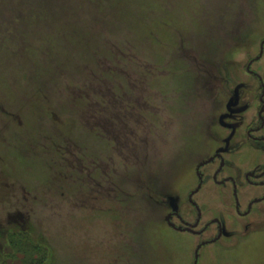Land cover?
<instances>
[{
    "label": "rangeland",
    "instance_id": "rangeland-1",
    "mask_svg": "<svg viewBox=\"0 0 264 264\" xmlns=\"http://www.w3.org/2000/svg\"><path fill=\"white\" fill-rule=\"evenodd\" d=\"M263 37L264 0H0V264L32 263L16 232L43 264L189 262L164 219L213 144L201 90ZM220 258L264 264V236Z\"/></svg>",
    "mask_w": 264,
    "mask_h": 264
},
{
    "label": "flooded vegetation",
    "instance_id": "flooded-vegetation-1",
    "mask_svg": "<svg viewBox=\"0 0 264 264\" xmlns=\"http://www.w3.org/2000/svg\"><path fill=\"white\" fill-rule=\"evenodd\" d=\"M239 76L224 87L209 83L201 90L208 103L203 137L213 144L204 146L206 156L194 165L195 183L185 204L175 197L164 219L169 230L193 242L186 264H203L211 252L224 262L228 253L264 236V37L255 55L245 57ZM198 92L192 89V99ZM71 158L81 165L74 154ZM64 162L72 164L65 157ZM211 202L214 206L207 207ZM13 234H24L32 243L28 234ZM37 245L40 254L46 251ZM13 256L19 261L25 257L18 252Z\"/></svg>",
    "mask_w": 264,
    "mask_h": 264
},
{
    "label": "trees",
    "instance_id": "trees-1",
    "mask_svg": "<svg viewBox=\"0 0 264 264\" xmlns=\"http://www.w3.org/2000/svg\"><path fill=\"white\" fill-rule=\"evenodd\" d=\"M24 234H13L11 235V239H10V246L11 249L14 250V252H18L19 254H22L23 256L26 257V261L28 262L29 260H32L33 264H42L41 260L40 262H36L31 256L35 253V254H40L41 249L38 247L37 244L31 243L28 241V239H26Z\"/></svg>",
    "mask_w": 264,
    "mask_h": 264
}]
</instances>
